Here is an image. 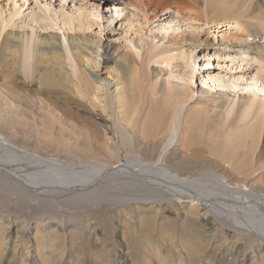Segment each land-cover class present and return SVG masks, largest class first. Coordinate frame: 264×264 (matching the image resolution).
<instances>
[{
	"label": "bare ground",
	"instance_id": "bare-ground-1",
	"mask_svg": "<svg viewBox=\"0 0 264 264\" xmlns=\"http://www.w3.org/2000/svg\"><path fill=\"white\" fill-rule=\"evenodd\" d=\"M127 2L148 21L163 12L199 22L198 27L192 24L196 29L228 21L229 29L238 33L225 30L218 45L234 60L250 56L264 71V0ZM92 5L90 10L79 5L69 11L74 18L76 12L80 16L79 28L91 26L85 19L87 11L99 7ZM71 17L63 16V29L77 28ZM167 19L157 44H152L157 37H151L152 42L146 41L145 49L136 53L131 47L121 53L109 46L103 52L92 38L64 33L79 66L77 78L67 69L60 34L37 33L32 46L24 33L6 31L0 43L2 83L19 80L16 77L23 71L24 83H36L41 94L58 87L60 95L65 91L70 97L82 95L88 104L81 110L88 117L81 114V118L89 129L84 143L67 132L55 138L56 125L62 129V119L74 118L78 111L59 99L49 100L51 95L35 101L40 125L32 134L8 121V111L16 106L0 98V264H245L249 259L251 264H264V187L246 189L250 175L264 167L259 165L264 162V98L246 91L259 93L263 79L250 77L244 88L248 99H233L237 107L233 117L225 115V98L234 92L229 89L239 86L240 77L227 85L210 76L228 88L220 89V95L194 97L192 86L179 89V84L151 70L152 65L170 67L181 58L191 65L196 62L192 53L208 42L199 32L178 31L175 18ZM28 46L33 49L27 50ZM105 60H113L117 67L103 77L100 67ZM98 68L100 73L94 72ZM259 90L264 95V87ZM259 181L264 183V174ZM81 182L88 183L80 187H88L85 192L105 187L108 198L117 203L108 200L83 209L50 193L79 189L72 187ZM150 202L155 203L154 220L140 218L138 213L149 210ZM134 214L139 219L126 228L125 240L120 239V221ZM161 217L164 221L155 220ZM97 236L100 244H94Z\"/></svg>",
	"mask_w": 264,
	"mask_h": 264
},
{
	"label": "rangeland",
	"instance_id": "rangeland-1",
	"mask_svg": "<svg viewBox=\"0 0 264 264\" xmlns=\"http://www.w3.org/2000/svg\"><path fill=\"white\" fill-rule=\"evenodd\" d=\"M92 4H94L95 6L98 5L99 7L97 10L88 12L90 10L89 7H91ZM79 5H82V6L86 5L87 7L89 6L88 7L89 10L88 11L86 10L87 15L85 16V19L87 22H89L91 24V26H90L91 28L88 27V25L86 27H84L83 29L79 28L78 27L79 26V18H78L79 15H77V12H76L75 18L77 17L78 19L77 18L75 19L74 13L71 12V14H70L69 11H71L72 9H75V11H76V7ZM67 15H70V17L73 16V17H71V19L74 18L73 20H75V22L72 21L74 24L72 26L78 25L77 28L69 29V27H64V29H63V27H61L62 18H63V16H67ZM167 18H175L174 24H176L175 25L176 28H179L178 31H181L182 29L183 30L187 29V32H189L191 35L200 33V36L202 38H207L208 43L197 48L192 53L191 57L196 58V62H193L194 64L192 63L190 65V63H188V65H186L187 64V62H185L186 60L184 61L181 58V59H177V61L175 60L171 64L170 67H166L165 64L162 65L159 63H154V65H152L153 67H151V70L158 72L160 75H163V77L165 79H167L168 81L172 82V84H179V85H177V87L179 89H182L185 86L188 87V85L192 86V88L195 90L194 97H197L199 95H204V94L220 95L219 94L220 89L228 90V88L224 89L222 86H219L217 83L221 84V83L226 81L227 85L228 84L232 85V82H234L235 78L240 77V79L236 83L239 86L236 87L234 90L229 89V90L234 91V92H231L232 94L230 93L229 95H228V93H227V95L225 94L227 97V98H225V100L227 99L226 103H225V110H226L225 115L226 116L228 115V117H231V116L233 117V115L237 109L236 103L233 99L236 100V99L244 97L243 99L246 100V99H248L247 98L248 94L253 95V96L261 95V98H264L263 93H261L262 91L259 90V89L264 87V86L261 87V85H264V71H262L263 69H261L262 67H260V64L258 62L253 61V59L251 60L250 56L245 57L246 60L250 59V60H247V61H249L250 64H246L247 61L242 59V57H241L242 55H238V57H236V59L234 60L232 58V55H230V52H228L227 50H224L223 46L218 45V43H220L219 39L221 38V34L223 32H226L225 30L230 28L228 21H224V20H219V22L223 21L221 24H218L219 23L218 21H217V23L215 22L214 25H212L211 23H208L206 26L197 28L198 29L197 30L196 28H194L192 26V24L194 26L198 27L199 25H201L199 22L187 21L186 19H182V17L177 16L175 13L174 14L172 13V15H170V13L166 14L165 12H163V13H161V16L158 19H156L154 21H148L147 19L144 18L143 13L138 8L131 6L129 4V2H127V0H121L120 2L118 0H0V23H1V27H2V31L0 33V43L2 42V39H3L2 37H4L6 31H8V30H12V31L14 30L15 32L14 31L13 32L16 34H23L24 33L25 40L29 39L30 41L33 42V43L30 42V43H32L31 44L32 46H34V40L33 39L37 33L38 34L42 33L41 34L42 36H44L43 34H46V35L47 34H55V33L60 34L61 35L60 41L62 44V50L64 51V53L66 55L65 59H66L67 69L71 70V72H73L76 75L77 71H78L77 67H79V66L78 65L76 66L77 62L71 53V50H70L71 48H69L70 44H69V42H67L68 40L66 41V38L64 37L65 36L64 33L69 34L70 36H75V37L77 36V38H79L78 36H81V37L86 36V37H88V39L92 38V39H94V41H98L99 45H102V46H100L101 50L103 48H105V46H109V47H111V51L115 50L116 52L122 53V52H128L129 47H131L132 50L135 51V53H136L137 51L141 52L145 49L146 41L152 42L151 37H155V36L157 37L155 43H154V40L152 42L153 45L157 44V42L159 40L158 36L159 35L161 36L162 34L165 33L163 26H165L167 20H169ZM179 19H181L180 26H179ZM259 23H261V22H259ZM47 26H48V28H47ZM50 26H52V27H50ZM162 27H163V30L160 32L159 29H161ZM252 29H255V28H252ZM195 30H196V32H195ZM209 30H211V32H208ZM229 30H232V32H234V34L238 33L236 31V29H229ZM19 31H20V33H19ZM155 31L157 33H154ZM240 33H241V29H240ZM252 37L251 36L248 37V41L249 42L251 41V43L253 42ZM133 44H134V47H132ZM256 45H263V44L258 43ZM32 46H30V47L28 46V48L26 47L27 50H32L33 49ZM24 53H25V51H24ZM194 54H195V56H194ZM94 56L97 57V54H95ZM29 57L31 59V60L28 59L29 62L30 61L32 62V59H33L32 55L31 56L29 55L28 58ZM195 63L197 65H195ZM181 64H183V65H181ZM101 65H103L100 67L102 69L98 68V70H94V72L100 73L99 72V69H100V71L103 72V73H101L103 77H106L109 74H113L114 70L117 67L116 64L113 62V60H105V61H103V63H101ZM94 66H95V64H94ZM96 68L97 67H95V69ZM170 71L173 72L171 77L168 75V73H170ZM20 73H21V75L22 74L23 75L21 76ZM20 73L18 74L19 77H16V79H19V80H15L16 82H18L20 80L22 81V79L25 77L23 71H20ZM85 73H88V71H85ZM14 75H15V73H14ZM86 75L89 77V74H86ZM189 76H190V78H189ZM210 76L211 77L214 76L215 78H218V77L222 78L223 81L221 80V83H220V81L217 83L213 82L210 79ZM250 77L251 78L252 77L253 78L258 77L259 81H261L263 79L262 80L263 82L262 81L259 82L260 88L257 89V91L259 93L254 94V93H249L248 91H246L248 94L244 93V90H245L244 88H245L246 84L251 83ZM75 78H77V75ZM89 78L92 79L91 76ZM2 80L3 79L1 78V75H0V95L2 94L0 96V98L3 99L2 101L3 102L7 101L9 104H12V103H10L12 101L13 104L17 108L18 107L21 108V110H18L15 107L14 108L15 111L14 110H13V112L8 111V113H9L7 115L8 121H10V122L14 121L13 123H15L20 129H22L24 131L31 132L32 134L35 133L36 131L39 130V125H40L38 122L39 121L38 116L40 115V113H39V109L35 108L36 107L35 101H37L38 98L39 99L42 98L46 101L49 98V96L52 95V97L49 100H58L59 99V101L65 103L66 105L72 106V108H76L75 111L76 110L78 111L77 113L75 112L77 115L75 114L76 116L74 118H71V117L65 118L64 117L62 119V122L64 125L62 129L60 128V126L58 124L56 125V127L53 131L54 137L60 138L63 135L62 133L67 132V133H69L68 136H70L73 140H79V141H82L84 143V138L87 136V133H88L87 131L89 128H88V125L86 124V122H84V120H83L84 118H81V117H83V116H81V114L85 115V113L81 109L83 107H85L88 103H87L85 98L81 97L82 95L81 96L80 95L74 96L76 98H80V101H75L74 97L73 96L70 97L69 93H67L66 91L63 92V94H61V95L59 93H57L58 87L56 88L55 86H54L55 88H50V91L48 93L41 94L39 92V89L36 87V83L35 84L24 83V82H27V79H25V78L23 79L24 80L23 82H21V81H20L21 83L18 82L19 84L18 83L15 84V81L13 82L10 79H9L10 82L8 81V79H6V80H4L5 82L3 81V83H2ZM176 80H178V81L181 80V81L178 82ZM9 83H11V84H9ZM212 83H213V85H211ZM215 84H217L218 87L216 86V88H215L214 87ZM226 84L224 83V85H226ZM221 85H223V84H221ZM214 88L218 89V91H215ZM26 89H27V91H26ZM55 89H56V91H54ZM3 90H5V91H3ZM235 90H237L239 92H237ZM4 93H6V96H7L6 98H5ZM27 93H29V96L27 95ZM50 93H52V94H50ZM236 93H238V95ZM54 95H55V97H54ZM47 96H48V98H47ZM53 97L57 98V99H54ZM8 100H10V101H8ZM3 102H1V100H0V109L2 106L1 103L3 104ZM76 105H77V107H76ZM186 106H187L186 103L183 104L182 110L185 109ZM255 111H258V110L257 109L255 110V108H254V112ZM58 113L59 112H57V113L54 112L53 114L59 115ZM78 115H80V117ZM85 116L88 117L87 115H85ZM176 142H177V137L171 143L169 148H172L176 144ZM57 155H55V156H57ZM76 155H78V154H76ZM81 158H84V156H82ZM102 159H103V157H101V160ZM159 162L162 164L161 159ZM259 165L260 166L264 165V162H261ZM260 174H264V167L260 168L256 172H253V174L250 175V178L247 179L248 180L247 182L249 185L248 187H246V189H248L247 191L254 192V191H252L253 189L254 190L255 189H261L262 187H264V183H261V181H259V175ZM112 177H109L108 179H111ZM89 183H92V182H89ZM85 184H88V183L81 182L79 184L80 186L72 187V188L78 187L79 189H72L68 192H66V191H52L50 193L55 195V196H64L63 198H65L69 202L71 201L73 203V205H75V204L79 205L80 204V206H83L82 207L83 209L85 208L84 207L85 205L89 204L91 206H94V205L100 206L104 202H108V200L114 204L117 203V201L115 199L111 201L108 198L109 197V194H107L108 190H105V187L99 188L97 190H91V191L85 192L88 189V187L85 189H80V187L85 185ZM125 187L127 188V186H125ZM102 189H104V191ZM68 193H70V196H67ZM84 196L94 197L93 201H86V198ZM88 200H92V199H88ZM71 202L69 204H72ZM154 204H155L154 202L148 203L146 206H148L149 208L148 207H146V208L149 210H146L145 212L141 211V213H138V214H140V218L142 217L143 219H146V220L147 219L154 220V216H153L154 213L152 211V210L155 211V208L153 207ZM183 205H186L185 202H183ZM151 207H152V209H151ZM143 215H145V216H143ZM126 218H127V220H126ZM136 219L138 220L139 217H136L135 214H134V217H132V215H129L128 217L122 218V221H120L122 227L120 230H117V236H119L120 239L121 238L124 239V234H125L126 228H131L133 223L137 222ZM155 220L164 221L162 217L160 219L157 218ZM94 224H96L95 221L93 222V225ZM33 235L34 234L32 233V236ZM94 242H95L94 244H100L101 243L100 237L97 236L96 240H94ZM164 243H165V241H164ZM48 250L49 249H45V252ZM30 253L35 255V251H31ZM257 258L254 259L255 260L254 262L257 261L259 263V259L257 260ZM245 264H251V260L249 259Z\"/></svg>",
	"mask_w": 264,
	"mask_h": 264
}]
</instances>
